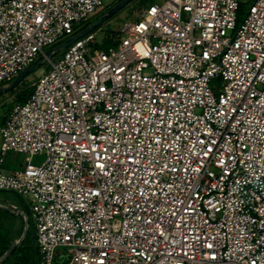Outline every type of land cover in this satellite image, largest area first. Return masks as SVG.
<instances>
[{
  "label": "built area",
  "instance_id": "2783aa9c",
  "mask_svg": "<svg viewBox=\"0 0 264 264\" xmlns=\"http://www.w3.org/2000/svg\"><path fill=\"white\" fill-rule=\"evenodd\" d=\"M104 1L0 0V86ZM239 6L154 1L45 61L0 124L37 264H264V0Z\"/></svg>",
  "mask_w": 264,
  "mask_h": 264
},
{
  "label": "rangeland",
  "instance_id": "374dc122",
  "mask_svg": "<svg viewBox=\"0 0 264 264\" xmlns=\"http://www.w3.org/2000/svg\"><path fill=\"white\" fill-rule=\"evenodd\" d=\"M154 1H159V0L132 1L128 6H126L124 9H122L120 12H118L111 18L110 21L112 23L111 22L107 23L106 25L102 26L100 30L95 31V41L93 43V47H98V44H100L101 47H104L108 43H111V41L109 40V36L111 35L110 30L115 22H117L119 26L124 20H136L139 17L141 11L149 3ZM239 1H240V5H242L243 7V13L242 14L238 13V20L240 21L241 18L244 16V14L247 12V8L249 7V0H239ZM114 2H115L114 0H105L104 7L108 8ZM47 68H48L47 62H44L36 70L26 75L13 89H11L8 92H4L0 94V121L3 118H5L6 114H8L14 103H18V102L23 103L22 99L25 100L27 99V97L33 90L32 83L36 80L37 76H39V74L42 71L46 70ZM17 158H18L17 164L19 165L23 160V155L17 154ZM43 158L44 156H35L32 159V163H39L43 160ZM0 199H2V201L19 202L20 204L18 196L14 195L12 192L9 191H0ZM29 245L30 242L28 237L22 244L21 255H23V257H17V259H15L17 255H14L10 258V260L7 261L6 264H24V262H26V258L28 259L29 256L31 257V249Z\"/></svg>",
  "mask_w": 264,
  "mask_h": 264
},
{
  "label": "crops",
  "instance_id": "0c3cea01",
  "mask_svg": "<svg viewBox=\"0 0 264 264\" xmlns=\"http://www.w3.org/2000/svg\"><path fill=\"white\" fill-rule=\"evenodd\" d=\"M4 119L5 118L0 121V124L1 122H3ZM17 154L18 153L15 152H9L7 154L4 160L5 171H9L16 166V164L18 163ZM13 194L18 196L15 193ZM18 198L21 205L19 204V202L2 201V199H0V247L5 242L10 245L12 242L18 241L23 235L24 229L26 228L25 235L19 246H21L26 240V238L29 237L30 249L34 250L36 247L34 243V229L31 220L29 219L28 206L22 198H20L19 196Z\"/></svg>",
  "mask_w": 264,
  "mask_h": 264
},
{
  "label": "water",
  "instance_id": "95a60500",
  "mask_svg": "<svg viewBox=\"0 0 264 264\" xmlns=\"http://www.w3.org/2000/svg\"><path fill=\"white\" fill-rule=\"evenodd\" d=\"M132 1L134 0H118L115 3H113L103 14L98 16L95 20H93L91 23L86 25L84 28H82L80 31L75 33L73 36L67 38L60 44L52 47L50 50L46 51L43 55L39 56L30 66L25 68L24 70L20 71L11 82H9L7 85H1L0 86V94L10 91L13 89L26 75L30 74L34 70H36L38 67H40L48 58L55 55L56 53L62 51L65 49L70 43H72L75 39L83 36L84 34L91 32L98 28L99 26L103 25L107 20H109L111 17H113L115 14L120 12L122 9H124L126 6H128ZM27 226V222H26ZM26 232V228L24 229L23 235L18 241L12 242L7 249L3 252V254L0 256V264H2L12 253V251L20 245L24 235Z\"/></svg>",
  "mask_w": 264,
  "mask_h": 264
},
{
  "label": "trees",
  "instance_id": "16d2710c",
  "mask_svg": "<svg viewBox=\"0 0 264 264\" xmlns=\"http://www.w3.org/2000/svg\"><path fill=\"white\" fill-rule=\"evenodd\" d=\"M152 3V2H151ZM150 4V3H149ZM238 13L242 14L243 13V7L242 5L239 6V9H238ZM238 16V14H237ZM94 20V19H93ZM91 20V22L93 21ZM238 23H239V20H237ZM109 44V43H108ZM107 44V45H108ZM24 102L25 99H22ZM9 244L8 243H4L1 245L0 247V255L4 252V250L7 248ZM21 250H22V245L19 246V247H16L12 253L10 254V256L3 262V264H6L8 260H10V258L14 255H17L15 259H17V257H23V255H21ZM37 259H38V254H37V250H36V247L35 249H31V257L29 256V258L27 259L26 258V262H24V264H37ZM53 264H67V255L65 254V252L63 251H59L55 258H54V262Z\"/></svg>",
  "mask_w": 264,
  "mask_h": 264
}]
</instances>
